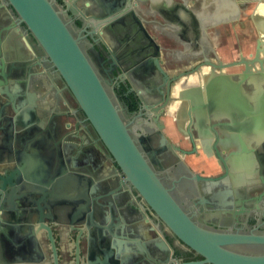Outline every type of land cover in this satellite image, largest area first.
<instances>
[{"label": "flooded vegetation", "instance_id": "af4514ba", "mask_svg": "<svg viewBox=\"0 0 264 264\" xmlns=\"http://www.w3.org/2000/svg\"><path fill=\"white\" fill-rule=\"evenodd\" d=\"M55 1L59 11L68 10L64 0ZM101 1H76L79 14L69 12L71 20L65 19L74 36L81 38L83 50L164 185L186 213L194 220H201L202 224L205 222L208 228L264 234L263 122L252 129L246 128L242 123L243 112L236 109L216 119V111L207 92L212 65L235 63V66L223 71L231 77L223 89L224 96L237 100L240 107L248 106L249 111L262 110L264 70L260 61L254 60L257 51L264 49V34L252 19L254 12L259 14L258 11L259 17H264L258 0L242 4L240 16L230 23L218 24L223 18L212 15L208 20L211 23L209 35L205 31L199 32L195 17L190 21L186 15L193 14V8L210 10L214 7L218 10L222 0H133L136 21L147 32L142 35L145 43L141 45L143 40L137 36V31L127 34L123 40L118 36L116 24L100 25L102 18L94 10ZM87 3L90 5L87 6ZM245 14L247 18L244 19ZM232 24L236 29L238 27L233 34L229 29ZM7 26L12 27L8 32L5 30ZM134 26L138 28L136 22ZM220 28L227 29L224 37H234L229 54L220 51ZM10 37L21 46L18 55L33 62L34 84L38 86L40 95L44 97L46 91L53 92L55 100L52 121L43 125L39 136L30 135L31 150L46 155L44 159L37 155V159L49 160L52 168L55 162L67 167L71 172L65 173V176L78 184L83 182L84 187L94 188L97 194L116 193L115 198H108L116 205L110 210V216L120 217L121 227L129 222L125 228L131 232L134 230L131 239L138 236L135 232L140 228V221L147 222L149 227L146 229L153 235L152 238L163 233L180 259L200 260L201 257L184 248L151 212H146L145 208L139 211L142 202L136 191L124 182L121 169L86 120L66 82L57 76L53 65L46 60L44 52L38 48L33 36L26 32L25 26L19 24L7 0H0L2 51H6ZM92 46L96 48V53L91 50ZM148 58H151L153 67L158 61L167 77L157 70L158 78L153 81L152 76L138 73V64H146ZM259 59L264 62V53ZM197 68L200 70L187 76ZM36 69H42V72ZM189 96L201 99L195 100L196 105L205 106L201 125L197 122V113L190 111ZM163 105L164 108L160 109ZM219 121L228 126L217 127ZM235 121L237 125L233 126ZM200 134L204 137V144ZM1 139L6 141L5 146L12 147V154L8 156L9 151L4 148L1 153H5L0 155V264H76L71 256L74 248L67 209L47 205L44 210L45 221L56 238V262L46 233L39 240L31 238L39 218L37 200L42 196V190L35 189L40 185L26 176L28 170L24 155L21 157L20 154L18 158V178L9 179L16 167V151L23 152V135L16 131H1ZM203 145L204 151L199 148ZM218 151L222 152L221 160L217 157ZM202 162L213 163L215 172L196 171L194 167ZM71 173L78 175L73 178ZM79 174L91 178L93 184L88 185ZM49 175L45 180L48 183L44 189L46 193H51L57 179L64 177L58 173ZM100 214L96 215L99 224L103 221ZM81 245L83 248L84 242ZM253 249L264 251V246ZM79 264L85 263L80 260Z\"/></svg>", "mask_w": 264, "mask_h": 264}, {"label": "water", "instance_id": "95a60500", "mask_svg": "<svg viewBox=\"0 0 264 264\" xmlns=\"http://www.w3.org/2000/svg\"><path fill=\"white\" fill-rule=\"evenodd\" d=\"M76 1L80 0H64L68 10L61 12L56 8L55 0H7L19 24L25 26L26 32L33 36L38 48L44 52L46 60L53 65L57 76L66 82L80 110L85 114L86 120L96 130L121 169L125 177L124 182L129 183L136 191L137 197L142 202L139 211L145 208L146 212H151L184 248L194 252L201 259L192 261L180 259L178 255H175L168 241L164 239L163 233L150 240L145 248L134 245L131 239L134 230L131 232L125 228L129 222L126 221L127 223L121 227L120 217L110 216V210H113L116 205L108 198H115L116 193L113 192L114 195L113 193L97 194L94 188L84 187L83 182L78 184L76 180L71 181L68 176L64 175L71 172L67 167H62L55 162L52 168L49 160H42L46 155L42 152L37 154L36 151L31 150L32 136L30 135L38 134L39 136L43 131L40 116L42 109L40 106L35 107L33 103H28L27 98V91L34 87L35 66L32 61L18 55L21 46L10 37L11 41L9 45L7 44L6 51L0 49V132L5 133L9 130L23 135V152L16 151V162H14L16 167L14 166L9 179L18 178L17 162L21 154V157L24 155L25 166L28 170L26 176H30L33 182L40 185V188L36 186L35 189L42 190V196L37 200L39 218L37 226L30 234L31 238L39 240L46 233L52 243L55 262L57 261L56 238L52 228L45 221L44 210L47 205H58L67 209L68 212L66 216L70 220L72 233L70 236L74 248L71 256L75 258L76 264H79L80 260L85 264H264V251L253 249L256 246H264V234H245L240 230L221 231L208 228L205 222L202 224L201 220H194L186 213L175 200L170 189L164 185L152 167V163L140 149L138 141L122 118L121 110L114 103L98 72L83 50L81 38L74 36L65 19L71 20L69 12L74 15L79 14ZM132 1L102 0L100 5L96 6L94 13L101 16V26H115L116 24L118 36L123 40L126 39L127 34H134L137 31V36L143 40L140 42L141 45L145 43L142 35H146L147 32L143 25L136 21L137 13L134 11ZM247 2L249 0H222V6L214 17H220L223 20L217 23L233 22V18L240 16V6ZM257 3L259 6L264 5V0H258ZM89 5L87 3V6ZM256 15L254 12L252 19L256 27L264 34V17L258 21ZM195 21L199 24V32L204 31L201 22L196 18ZM135 22L138 28L134 26ZM11 29L10 26L5 27L7 32ZM91 48L92 51H96L94 46ZM261 53H264V49L257 51L254 61H260L264 70V62L259 59ZM254 61L251 63L254 64ZM150 63L151 58H148L146 64H138L136 71L152 76L153 81L158 78L157 70L167 77L158 61H155L157 69ZM235 65V63L212 65L207 92L210 94L212 106L216 111L215 118L219 119L225 113L229 114L236 109L243 112L242 123L246 128L252 129L261 125L262 122L264 125V104L261 111L252 112L248 110V106L240 107L237 100H232L223 94V89L228 84L227 80L231 78L223 71ZM199 70L200 68H197L187 76ZM187 100L190 101V111L197 113V122L201 125L204 120V104L196 105L195 100L200 101L201 99L194 96H189ZM165 105L160 109H163ZM159 116L160 114L157 115ZM49 118L48 121L51 122L54 116ZM232 124L237 125L236 121ZM225 126L228 124L221 121L217 124V127ZM202 136L200 134V139L204 144ZM5 143L4 139L0 140V155L5 153V151L1 153V150L5 148L7 152L9 151V156L12 154V147L5 146ZM203 147L204 145L199 148L204 151L205 147ZM37 155L42 156V159H37ZM217 157L220 160L223 159L221 151H218ZM52 173L63 174L64 177L57 179L51 187V193H46L44 189L48 183L45 180ZM76 174L71 173L70 176L74 178L78 175ZM79 175L86 179L88 185L93 184L91 178L84 174ZM27 188L30 189V186L28 185ZM100 212L103 218L101 224L96 220V215ZM83 242L85 245L82 248Z\"/></svg>", "mask_w": 264, "mask_h": 264}, {"label": "crops", "instance_id": "0c3cea01", "mask_svg": "<svg viewBox=\"0 0 264 264\" xmlns=\"http://www.w3.org/2000/svg\"><path fill=\"white\" fill-rule=\"evenodd\" d=\"M218 10H216L214 7L210 8V10L208 9H194L193 8V15L194 17L196 18V20L202 22V29L205 31V34L206 35H209L208 33L210 32V25L211 23L208 21L209 18L212 16V15H215L217 13ZM185 14V13H184ZM186 17L192 21L193 20V16L192 15H186ZM233 34L234 31H236L238 29H236V27L232 24L231 28H229ZM227 29L226 28H220V32L222 33V35L220 36V39H221V45L219 46L220 48V51L223 52V53H228L230 52V46L233 44V39L234 37L231 36L230 38H227V37H224V33ZM238 31V30H237ZM36 71L38 72H42V69H36ZM34 87L31 89V90H28L27 91V98H28V103H33L35 107H39L42 109L41 111V120H42V123L43 125H46L49 121V117H51V114L53 112H55V108L56 106H54V99H53V92H48L46 91L45 93V96H41L40 93H39V88L38 86L36 87V83L33 85ZM11 88V87H9ZM32 105V104H31ZM52 106H53V109H52ZM43 110H45L43 112ZM176 123V122H175ZM185 127V125H184ZM179 131V130H178ZM179 132H182L181 130ZM194 161L192 160L191 163H193ZM194 169L196 171H201V170H206L207 172L208 171H213L215 172L214 170V166H213V163H200L197 167H194ZM120 214V213H119ZM121 215V214H120ZM98 223V222H97ZM140 228L135 232L138 236H136L135 238H132V241L134 242V245L136 246H140V247H146L149 243L150 240H152V236L150 233H148L146 227H149L147 226V222H142L140 221Z\"/></svg>", "mask_w": 264, "mask_h": 264}, {"label": "rangeland", "instance_id": "374dc122", "mask_svg": "<svg viewBox=\"0 0 264 264\" xmlns=\"http://www.w3.org/2000/svg\"><path fill=\"white\" fill-rule=\"evenodd\" d=\"M262 7V5L260 6V8ZM259 12V14H260V11H258ZM249 14H250V11H249ZM259 14L257 13V15L256 16H258V21H260V19H263L262 17H259ZM244 17V19L245 18H247L246 17V14H245V16H243ZM252 27V26H251ZM252 29V28H251ZM226 59L228 58L229 59V57H225Z\"/></svg>", "mask_w": 264, "mask_h": 264}, {"label": "bare ground", "instance_id": "6f19581e", "mask_svg": "<svg viewBox=\"0 0 264 264\" xmlns=\"http://www.w3.org/2000/svg\"><path fill=\"white\" fill-rule=\"evenodd\" d=\"M261 9H262V13H264V5H262ZM176 123H177V122H176Z\"/></svg>", "mask_w": 264, "mask_h": 264}]
</instances>
